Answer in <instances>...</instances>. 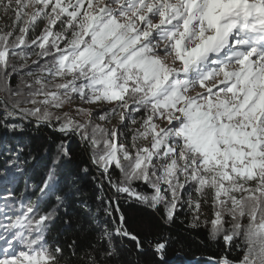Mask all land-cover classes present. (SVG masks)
I'll return each instance as SVG.
<instances>
[{
	"label": "snow or ice",
	"instance_id": "snow-or-ice-1",
	"mask_svg": "<svg viewBox=\"0 0 264 264\" xmlns=\"http://www.w3.org/2000/svg\"><path fill=\"white\" fill-rule=\"evenodd\" d=\"M0 12V124L78 136L103 211L59 216L54 159L35 200L3 198L0 264H125V250L163 262L171 237L140 209L222 237L213 264H264V0H0ZM57 149L71 158L67 139ZM58 219L67 254L47 239Z\"/></svg>",
	"mask_w": 264,
	"mask_h": 264
},
{
	"label": "trees",
	"instance_id": "trees-1",
	"mask_svg": "<svg viewBox=\"0 0 264 264\" xmlns=\"http://www.w3.org/2000/svg\"><path fill=\"white\" fill-rule=\"evenodd\" d=\"M12 82L15 84V78ZM2 116L3 113L0 112V117ZM9 123H14L19 128L12 131L0 124V209H3V198L9 197L10 193L9 204L14 208H19V204L14 201L23 199L27 203L35 200L38 194L36 186L42 184L48 169L53 165V160L57 159L56 188L58 194L67 197L65 206L60 208L59 216L66 219L64 214L67 211L75 218L78 213L84 211L82 202H86L93 213L99 211V215L103 217L102 208L96 200V196L101 193L96 187V182L92 180L97 173L90 164L89 155L79 137H64L50 127L37 126L34 120L29 122L11 117ZM62 139L68 140L70 159L58 156L57 144ZM85 166L89 168L87 175L82 172ZM54 204L55 195L41 201V208L49 210ZM121 207L125 212L128 211L123 203ZM62 219H58L46 235L50 244L59 243L67 254V243L71 241L73 231L65 228ZM137 219L150 221L154 225V232L170 235L169 246L163 262L150 250L139 256L134 251L130 253L125 250L121 257L125 264H136L137 259L140 264H213L211 258L218 259L224 254L223 238L213 240L203 227H187L183 213L171 226L162 225L153 213L144 209L138 210ZM181 220H184V223H181ZM83 243L81 240V244ZM231 255H236L235 249Z\"/></svg>",
	"mask_w": 264,
	"mask_h": 264
},
{
	"label": "rangeland",
	"instance_id": "rangeland-1",
	"mask_svg": "<svg viewBox=\"0 0 264 264\" xmlns=\"http://www.w3.org/2000/svg\"><path fill=\"white\" fill-rule=\"evenodd\" d=\"M3 15H4V14H3L2 12H0V26H2L3 23H4Z\"/></svg>",
	"mask_w": 264,
	"mask_h": 264
},
{
	"label": "water",
	"instance_id": "water-1",
	"mask_svg": "<svg viewBox=\"0 0 264 264\" xmlns=\"http://www.w3.org/2000/svg\"><path fill=\"white\" fill-rule=\"evenodd\" d=\"M54 130V129H53ZM55 131V130H54Z\"/></svg>",
	"mask_w": 264,
	"mask_h": 264
}]
</instances>
